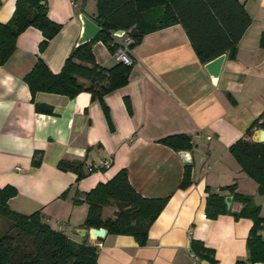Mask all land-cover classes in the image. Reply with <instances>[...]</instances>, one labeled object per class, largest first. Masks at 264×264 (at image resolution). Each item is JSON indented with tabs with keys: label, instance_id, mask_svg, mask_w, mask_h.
<instances>
[{
	"label": "crops",
	"instance_id": "0c3cea01",
	"mask_svg": "<svg viewBox=\"0 0 264 264\" xmlns=\"http://www.w3.org/2000/svg\"><path fill=\"white\" fill-rule=\"evenodd\" d=\"M96 1L44 0L48 18L61 25L58 33L39 52L42 34L27 27L0 65V187L8 184L17 190L7 206L24 215L39 211L47 223L54 221L53 229L75 242L85 240L96 246L97 264H245L252 221L227 213L206 217L205 187L231 197L220 188L234 184V192L252 196L264 217V195L229 151L264 111V48L259 45L264 0H238L250 23L234 56L223 53L216 79L204 68L180 23L144 33L129 49L133 64L128 82L103 97L109 121L88 92L70 98L38 91L32 97L23 79L38 57L51 72L60 71L80 36L79 15L98 24ZM15 2L0 0V23L10 18ZM115 31H111L113 42L121 44L127 33L116 35ZM91 51L100 66L118 62L100 40L91 44ZM174 134L190 138L186 152L191 183L184 188L179 184L186 163L160 142ZM36 151L41 152V161L34 166ZM104 159L110 160L107 168L78 181L74 172L57 168L59 160L84 161L89 166ZM121 169L142 196L167 197L142 246L130 235L106 232L102 238H93L83 226L87 203H73V198L82 200L84 193ZM240 207L230 199L229 209ZM114 210V206L103 207V218L112 217ZM5 224L0 216V232ZM260 234L264 238V225ZM192 240L211 250L212 260L195 254L190 249Z\"/></svg>",
	"mask_w": 264,
	"mask_h": 264
},
{
	"label": "trees",
	"instance_id": "16d2710c",
	"mask_svg": "<svg viewBox=\"0 0 264 264\" xmlns=\"http://www.w3.org/2000/svg\"><path fill=\"white\" fill-rule=\"evenodd\" d=\"M96 7L98 25L102 30L92 41L75 45L57 73L51 72L38 57L23 79L32 97L38 91L70 98L79 92H88L92 100L100 103L108 121L109 111L103 97L128 82L131 65L119 61L110 67L98 65L91 51L92 43L100 40L113 53L119 45L113 42V30L120 29L132 38V43L128 45L130 49L140 42L144 33L180 23L199 59L206 63L224 52L230 57L234 56L238 40L250 23V17L238 0H97ZM30 26L42 34L38 44L39 52L45 49L48 41L61 27L48 18L44 0H16L10 18L0 23V65L14 51L17 36ZM259 45L264 48V32L260 34ZM125 105L130 111L127 98ZM45 111L50 113L51 109ZM254 128L264 129V111L252 122L246 136L229 146V151L242 170L257 183L258 193L264 195V141L253 142L250 139ZM160 142L177 152L186 151L190 147V138L184 134L169 135ZM40 161L41 152L36 151L33 154V165H39ZM184 166L180 188L191 183V165ZM57 168L74 172L76 181L97 169L86 165L84 161L72 160H59ZM234 186L231 184L220 188L221 191L227 190L231 197L205 187L206 217L213 219L227 213L235 219L249 218L252 225L246 239L247 260L251 263H264V238L260 234L264 217L260 216V206L252 196L234 192ZM16 193L12 185L0 187V216L7 219L13 229V232L0 235V264H97L96 246L85 240L75 242L61 231L53 229L39 211L24 215L11 210L7 201ZM66 193L63 192L61 197H65ZM226 197L240 203L241 207L238 210H227ZM81 202L88 205L83 221L85 228L103 227L107 234L130 235L142 246L146 243L150 225L165 206L167 197L142 196L130 185L126 170L121 169L106 182H99L84 193L82 200L73 198L74 204ZM105 206L115 207L112 217L103 218L102 208ZM21 236H24L25 241ZM190 249L199 257L212 260V251L200 241L192 240Z\"/></svg>",
	"mask_w": 264,
	"mask_h": 264
},
{
	"label": "water",
	"instance_id": "95a60500",
	"mask_svg": "<svg viewBox=\"0 0 264 264\" xmlns=\"http://www.w3.org/2000/svg\"><path fill=\"white\" fill-rule=\"evenodd\" d=\"M81 24H82V29L80 32V36L78 37L76 41V45H80L89 41H92L98 33L101 32L102 27L95 23L93 20L88 18L84 14L79 15ZM116 35H122L123 31L122 30H116L115 31ZM225 55L220 54L217 57L207 61L204 65V68L210 75L212 79H216L219 75L220 68L222 66V62L224 60ZM251 140L253 142H263L264 141V129L258 128L254 131V135L251 136ZM179 156L182 160V162L189 164L190 163V158L188 157V154L185 150L179 151ZM230 197L225 198V204H226V209L228 210L230 208ZM88 233L93 237V238H102L104 234L106 233V229L103 227L100 228H89ZM81 234H86V230H82Z\"/></svg>",
	"mask_w": 264,
	"mask_h": 264
},
{
	"label": "built area",
	"instance_id": "2783aa9c",
	"mask_svg": "<svg viewBox=\"0 0 264 264\" xmlns=\"http://www.w3.org/2000/svg\"><path fill=\"white\" fill-rule=\"evenodd\" d=\"M72 4H74V0H70ZM132 43V38L130 36H126L122 43L117 46L115 51L112 53L115 57V59L119 62H122L125 65H131L133 64V58L128 54L129 48L128 45ZM110 164L109 159L102 160L97 165H92L94 168L101 169V168H107ZM192 257L195 259V255L192 254ZM245 264H252L250 261H247Z\"/></svg>",
	"mask_w": 264,
	"mask_h": 264
},
{
	"label": "rangeland",
	"instance_id": "374dc122",
	"mask_svg": "<svg viewBox=\"0 0 264 264\" xmlns=\"http://www.w3.org/2000/svg\"><path fill=\"white\" fill-rule=\"evenodd\" d=\"M3 220H4V222H6V224L3 225L4 230H1L0 235H2L3 233H6V232H11L13 230L10 222L7 219H5V218H3ZM53 224H54V221H52V220L50 221V224L48 223V225L50 227H52L51 225H53ZM21 239L22 240L25 239L24 236H21ZM23 241H25V240H23Z\"/></svg>",
	"mask_w": 264,
	"mask_h": 264
}]
</instances>
